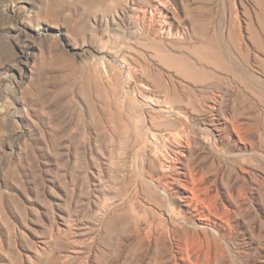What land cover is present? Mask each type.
<instances>
[{"label":"rangeland","instance_id":"1","mask_svg":"<svg viewBox=\"0 0 264 264\" xmlns=\"http://www.w3.org/2000/svg\"><path fill=\"white\" fill-rule=\"evenodd\" d=\"M167 2L0 0V264H264V0Z\"/></svg>","mask_w":264,"mask_h":264},{"label":"bare ground","instance_id":"2","mask_svg":"<svg viewBox=\"0 0 264 264\" xmlns=\"http://www.w3.org/2000/svg\"><path fill=\"white\" fill-rule=\"evenodd\" d=\"M157 2L156 8H154V10L149 11L148 15L150 16L149 18L152 19L151 22H153V18H154V14L158 13V14H162L163 12L161 11L163 8H165L164 6H166V4L168 3L167 0H155ZM155 12V13H154ZM147 13L144 12L143 16H146ZM147 15V16H148ZM146 16V17H147ZM160 17V16H159ZM150 19V20H151ZM145 21V20H144ZM149 21V20H148ZM150 29V28H149ZM148 30V29H147ZM164 30V29H163ZM169 112H174V110L171 107H167ZM183 127L181 129H179L177 132H173L172 130L174 129V127H176L175 125H171L169 127H165V123L162 124L158 129H159V134H155L152 132H149L147 137H145L144 142L146 144H148V146H150L152 148V152H153V157L155 160L158 161V163L161 166V169L164 170L163 172V177L159 178V180L157 181L158 184H163L166 181L172 180V182L175 183L180 181H183L184 186L183 187H189V191H190V205L192 206L191 208H193V210L198 213L199 215L202 213V211L204 212L206 209V206L204 204V199H201L199 197V192L200 189L198 188L197 183H200L199 181H201L200 179H202V176H199L197 174H194L195 170L192 171L193 169H189L186 173H182L179 172L177 170V168H175L176 166L175 164V159L172 158V156L169 153V150L167 149V144L173 143L176 146V149L178 148H182L185 146H190V142L193 138V134H195V130L193 128H191L190 126V122H186V124L182 125ZM193 126V125H192ZM177 128L174 129V131ZM164 131H169L168 134H164ZM240 129L237 128V132H239ZM146 146V145H145ZM189 148V147H188ZM181 151L180 150H174L173 153H175L177 156V159H179V153ZM179 161V160H178ZM164 163H168L167 165H165ZM187 166V165H186ZM185 168V167H184ZM179 169V167H178ZM182 170V169H181ZM184 170V169H183ZM186 171V169H185ZM198 172V171H197ZM201 172V171H200ZM161 174V173H160ZM201 174V173H200ZM181 177L185 178V179H181ZM203 180V179H202ZM168 188V186H166ZM163 188V187H162ZM186 189V188H185ZM184 189V190H185ZM164 190V189H163ZM187 190V189H186ZM185 190V191H186ZM206 190V189H205ZM203 192V191H202ZM206 192V191H205ZM202 194V193H201ZM205 195V194H204ZM162 198V196H161ZM161 198H157L156 202L159 203V206L163 205V200ZM187 198V197H186ZM187 198V199H188ZM165 203V202H164ZM192 210V209H191ZM194 213V212H193ZM203 214V213H202ZM201 214V215H202ZM198 215V216H199ZM200 215V216H201ZM195 216H197L195 214ZM203 216V215H202ZM206 219V218H205ZM159 226V225H158ZM162 226V225H161ZM229 227V226H228ZM230 228V227H229ZM152 226H150V231L148 232V236H152L154 234V232L152 231ZM167 229V228H166ZM232 229V228H231ZM170 232L174 235V231H172L170 229ZM169 233V232H168ZM170 233V234H171ZM146 237V236H145ZM154 237V236H153ZM163 237V235H162ZM155 238V237H154ZM151 239V238H150ZM222 250V249H221ZM225 251V250H224ZM226 253V251H225ZM221 254V253H220ZM196 264H198V262H196Z\"/></svg>","mask_w":264,"mask_h":264}]
</instances>
